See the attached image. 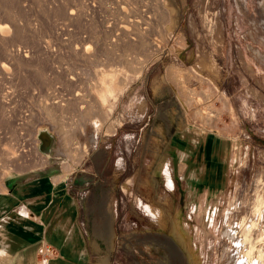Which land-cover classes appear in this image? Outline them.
Segmentation results:
<instances>
[{
	"label": "rangeland",
	"instance_id": "1",
	"mask_svg": "<svg viewBox=\"0 0 264 264\" xmlns=\"http://www.w3.org/2000/svg\"><path fill=\"white\" fill-rule=\"evenodd\" d=\"M0 27V191L81 163L106 176L101 158L124 147L108 135L177 102L237 132L212 223L174 243V226L130 218L120 198L119 250L90 264H264V0H0Z\"/></svg>",
	"mask_w": 264,
	"mask_h": 264
},
{
	"label": "crops",
	"instance_id": "2",
	"mask_svg": "<svg viewBox=\"0 0 264 264\" xmlns=\"http://www.w3.org/2000/svg\"><path fill=\"white\" fill-rule=\"evenodd\" d=\"M228 125L195 122L177 102L152 106L142 123L108 135L124 144L101 158L114 163L108 184L98 178L106 177L104 168L97 175L83 163L62 173L8 176L0 191V264H90L112 255L119 250L120 198L130 218L152 207L160 216L144 214L146 219L174 226L169 238L174 243L179 226L210 225L212 210L234 178L237 132ZM114 145L111 140L109 150ZM144 251L156 256L158 247L149 244Z\"/></svg>",
	"mask_w": 264,
	"mask_h": 264
},
{
	"label": "bare ground",
	"instance_id": "3",
	"mask_svg": "<svg viewBox=\"0 0 264 264\" xmlns=\"http://www.w3.org/2000/svg\"><path fill=\"white\" fill-rule=\"evenodd\" d=\"M2 25H3V24H2ZM1 27H2V26H1ZM1 27H0V35H1L2 37L5 38L6 35L9 33V31L7 32V31H5L6 28L4 29V28H1ZM129 33H130V32H129ZM131 34H132V33H131ZM8 35H9V34H8ZM138 35H140V34H138ZM130 36H131V35H130ZM136 39H137V38H136ZM143 39H144V38H143ZM134 41H135V40H134ZM144 41H145V40H144ZM144 41H142V42H144ZM14 58H15V57H14ZM1 67H2L4 70H6V69L4 68L3 65H2ZM169 183H170V182H169ZM145 208H146V210H147L148 213H152V216H154V217L158 216V215H157V212H156L152 207L146 206ZM157 211H158V210H157ZM159 214H160V211H159ZM159 216H160V215H159ZM159 216H158V217H159ZM240 262H241V260H240ZM241 263H242V262H241ZM237 264H240V263L237 262Z\"/></svg>",
	"mask_w": 264,
	"mask_h": 264
},
{
	"label": "built area",
	"instance_id": "4",
	"mask_svg": "<svg viewBox=\"0 0 264 264\" xmlns=\"http://www.w3.org/2000/svg\"><path fill=\"white\" fill-rule=\"evenodd\" d=\"M46 253L49 254L50 253L49 250H47Z\"/></svg>",
	"mask_w": 264,
	"mask_h": 264
}]
</instances>
